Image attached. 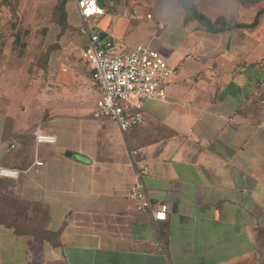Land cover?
<instances>
[{"label": "crops", "instance_id": "obj_1", "mask_svg": "<svg viewBox=\"0 0 264 264\" xmlns=\"http://www.w3.org/2000/svg\"><path fill=\"white\" fill-rule=\"evenodd\" d=\"M196 1L232 27L185 26L176 0H99L117 51L150 45L176 66L124 134L94 116L75 3L61 33L54 0H0V166L26 170L0 176V264H264V15L242 26L264 1ZM39 124L55 144L37 143ZM137 168L169 206L159 224L129 197Z\"/></svg>", "mask_w": 264, "mask_h": 264}, {"label": "built area", "instance_id": "obj_2", "mask_svg": "<svg viewBox=\"0 0 264 264\" xmlns=\"http://www.w3.org/2000/svg\"><path fill=\"white\" fill-rule=\"evenodd\" d=\"M73 2L82 21L80 32L88 38L83 57L92 68V78L100 93L94 116L110 118L127 134L145 124L142 110L147 100L167 99L166 80L176 72V66L170 65L164 55L150 45L140 44L129 51H117L112 39L89 26L91 18L105 14V8L99 0ZM148 17L151 18V14ZM34 134L39 144L57 142V136L45 131L40 124L36 126ZM136 153V150H130L132 159ZM36 163L43 164L42 161ZM25 171L0 166V176L3 177L18 178ZM129 197L135 201L138 211L150 212L156 224L168 218V204L153 203L145 189L140 168L135 170Z\"/></svg>", "mask_w": 264, "mask_h": 264}, {"label": "trees", "instance_id": "obj_3", "mask_svg": "<svg viewBox=\"0 0 264 264\" xmlns=\"http://www.w3.org/2000/svg\"><path fill=\"white\" fill-rule=\"evenodd\" d=\"M54 7L52 10V19L53 21L61 27V33H64L69 27L70 24L68 22V13H67V6L69 2H73V0H54ZM178 6L183 10L184 12V20L183 24L185 26H189L192 23H195L199 25L202 29L208 31V32H222L227 30L228 28H231L232 25L226 22L225 17L218 16L215 20H213L211 17H209L206 13L201 11L199 2L196 0H176ZM240 3L245 4H256L260 3L264 0H237ZM264 15V7H261L256 16L254 17V20L249 24H243L242 26L246 27H254L257 24H259L261 16ZM2 17V16H0ZM10 23L8 24V28L12 26H17L18 22L20 21V17L13 16V18H8ZM15 20V22H14ZM22 22H19L21 24ZM6 24V25H7ZM23 31V32H22ZM17 31L14 32L15 35V41H20V39H23V36L26 35V31ZM21 37V38H20ZM25 40V39H24Z\"/></svg>", "mask_w": 264, "mask_h": 264}, {"label": "rangeland", "instance_id": "obj_4", "mask_svg": "<svg viewBox=\"0 0 264 264\" xmlns=\"http://www.w3.org/2000/svg\"><path fill=\"white\" fill-rule=\"evenodd\" d=\"M205 1V0H204ZM204 9H206V10H208V7L206 6V2H205V4H204ZM210 7V6H209ZM211 8V7H210ZM154 9V8H153ZM212 10H210V11H215L216 12V9H213V7L211 8ZM218 10H224V11H229V10H227V8H225V7H220V8H218ZM211 13V12H210ZM216 13H218V12H216ZM103 15H101V16H97V17H94V18H91L90 20H89V26H90V28H92V30H96V31H98V30H100V28H101V26H102V24H103V17H102ZM9 18V17H8ZM106 18V17H105ZM74 19H76L75 17H74ZM75 25H77V22H76V24ZM158 32V29H156L155 30V32ZM72 32V39L74 40V42L77 44V45H81L83 42H84V39H83V36L81 35V34H79V31L76 29V30H73V31H71ZM71 51V50H70ZM66 53H68V54H70V52H69V50L66 52ZM68 54H67V58H68ZM67 60H69V59H67ZM84 60H85V62L87 63V61H86V59L84 58ZM88 64V66H90L89 65V63H87ZM90 68H91V66H90ZM171 78V77H170ZM170 78H168L167 80H166V84H168V82H169V80H170Z\"/></svg>", "mask_w": 264, "mask_h": 264}]
</instances>
